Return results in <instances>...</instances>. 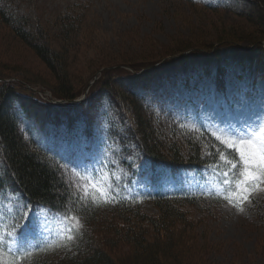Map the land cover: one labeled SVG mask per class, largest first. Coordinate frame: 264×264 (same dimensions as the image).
I'll return each instance as SVG.
<instances>
[{"label":"rangeland","instance_id":"obj_1","mask_svg":"<svg viewBox=\"0 0 264 264\" xmlns=\"http://www.w3.org/2000/svg\"><path fill=\"white\" fill-rule=\"evenodd\" d=\"M205 4L217 7L209 9ZM0 7L20 16L21 21L14 20L13 24L24 21L23 28L30 32L35 42L47 45L65 59L62 69L52 71L10 26L0 22V84L9 81L19 88L12 97L14 99H7L11 100L13 112L20 117V127L17 125L20 136L73 158L74 165L66 169L63 167L66 164L59 165L51 159L71 193L77 189L65 181L76 185L85 183L87 173L79 166L92 162L93 167L99 168L96 162L102 161L104 168L96 176L102 179L103 186L118 184L119 195L115 198L130 197L133 199L129 203L131 209L139 205L140 210H134L136 213L156 219L160 210L154 198L146 196V191L151 174L155 176L154 171H158L157 181L163 192L175 193L185 188L202 195L193 203L181 199L173 205L178 214L184 215V224L187 223V228L195 235L197 246L192 255L196 257V264H264V188L253 192L242 212L226 200L214 201L200 191L201 185L220 184L218 175L205 169L211 164L202 165L204 167L199 171L182 169L176 173L165 166H153L137 147L140 140L125 132L129 126L126 112L124 109L119 111L118 102L109 101L107 92L88 100L83 107L77 106L78 102L74 100L73 107L67 105L70 109H55L44 104L45 100H50L48 95L53 94L40 83H47L58 91L64 85L71 94L82 89L84 92L96 73L101 72L95 71L99 67L161 57L154 64L157 69L145 74L141 72L128 77L125 73L127 78L121 80L122 73L114 72L116 81L111 84L112 89L120 92L115 83L123 82L125 90H133L144 99L148 109L156 114L150 124L156 131L153 138L158 142L168 145L173 139L180 140L184 134L199 138L203 131L215 140L213 131L223 138L214 124L210 128L201 125L216 121L238 124L242 116L248 115L249 104L253 110H258L264 99V52L249 46L248 38L258 36L255 31L258 27L264 30V0L258 4L255 0H0ZM242 12L250 16L249 20L241 15ZM66 25L77 29L69 42L62 37ZM222 37L240 40V47L220 45ZM200 43L212 44L214 50L169 54L184 45ZM99 77L100 74L96 79ZM30 85L45 90L36 91L37 99H30L28 91L20 89ZM242 97H247L248 103L240 104ZM128 99L124 100L126 108L135 123L136 113ZM2 102L6 104L3 96ZM102 145L110 148L100 147ZM207 146L203 145V154L208 153ZM214 148L218 147L215 145ZM6 170L0 152L2 195L8 197L14 193L16 196V199L3 201L12 215H7L5 224H0V232L10 230L5 225L16 222L13 218L16 210L12 206L21 203L32 208V215L19 231L21 239L33 241L35 236L45 239L60 229L62 226L52 218L55 212L31 205L13 189ZM109 206L114 207L97 206L101 210V220L114 224L113 229H106L109 237L119 236L124 231H139L135 212L113 214L106 211ZM41 209L49 210L46 216ZM81 218L82 230L70 249L55 247L56 237L52 236L35 252L25 256L20 264H65L75 255L79 256L85 244H98L100 237L106 235L99 220L91 225ZM141 225L149 236L154 235L155 228L146 220ZM177 225L183 226L181 222ZM129 247L121 243L108 250L113 257L123 258ZM36 257L42 260L37 263Z\"/></svg>","mask_w":264,"mask_h":264},{"label":"trees","instance_id":"obj_2","mask_svg":"<svg viewBox=\"0 0 264 264\" xmlns=\"http://www.w3.org/2000/svg\"><path fill=\"white\" fill-rule=\"evenodd\" d=\"M260 1L261 0H255V3L258 4ZM192 3L194 2L192 1ZM204 6L209 9H214L217 7L212 4H205ZM241 15L247 20L250 18V16L244 12H242ZM14 20L18 22L19 20L21 21L20 16L10 12L8 13L4 7H0V22L10 26L15 35L21 41L27 43L52 71H57L58 69H62V67L65 66V59L62 57V55L50 50V48L43 43L39 44L35 42L34 38L30 36V32L23 28L24 21H22L21 24H13ZM75 28L71 25L64 26L62 30V37L65 41L69 42L70 38L77 34V29ZM255 31L258 36H249V44L253 45L255 48H259L262 52H264V48L261 44L262 40H264V30L258 27ZM220 40V45L224 44L238 46L241 43L240 40L224 39L223 37L220 38ZM185 46L186 45H184L182 49L169 54H180L184 51H189L190 53L194 54L200 53L202 51L208 52L214 48L212 44L209 46L206 44L205 46L203 43H200V45L196 46ZM62 54L65 56L64 52H62ZM160 58L112 63L95 69V71H101L102 73L99 72L101 78L99 77L96 79L89 90L90 98L93 99L97 95L107 92L106 96H109L108 98L110 102L114 104L118 102L116 104L120 106L117 108L119 111L124 109L129 120V126L125 129V132H129L130 135L135 137L136 140H140L137 147L142 150L143 154L149 156L154 162H164L167 165H171L173 168H180L181 166L199 167L208 163L215 164L219 161L218 153L220 151H224V146H222L217 140L213 139L209 133L203 131L199 135V138L184 134L181 135L180 140L173 139L168 145H165L160 141L158 142L155 138H153V133L156 131L150 124L152 118L156 114L154 111H150L148 109V107L145 105L144 99L141 96L135 94L133 90H125L126 84L123 82L115 83L116 86L120 88V92L116 89H112L113 85L111 86V84L116 81H114V78L116 77L115 74H113L114 72L120 71L122 73L121 75L123 76L121 77V80L122 78H127L125 73H127L126 75H129L128 77H134L138 75V71L144 70L143 74H145L151 69L156 68L154 67V64ZM129 67L131 69H129ZM24 81L28 83V80L25 79ZM40 83H42V85L46 86L47 88H50L54 96L66 100L74 99L83 92L82 89L80 92L77 90L71 94L64 85V87L61 86V90L58 91L47 83ZM1 84L0 101L3 96V98L6 99V104L4 105L3 102L0 103V152L3 162L7 167L6 176L8 177L11 186L13 185L15 189L19 190L32 204H43L57 212L63 213L64 206L69 201L72 193L65 186L64 182L59 176L58 170L55 166L56 164L53 163L51 159L59 165L66 164V160L59 154L56 155L49 149L38 145V143L35 144L31 138H28V140L21 138L18 131V126L20 127V123L18 122L20 121V117L16 111L13 112L11 100L8 101L7 99L12 98L14 93L17 92V89L19 88H17L15 84L11 82L9 83V81H2ZM20 89L24 90V88ZM26 90L29 93L28 95L31 96L29 97L30 99H37L36 94L31 89L27 88ZM123 91L127 94H124ZM128 97L130 98L128 99ZM112 99H114V101H112ZM127 99L130 100V103H132V109L136 113L135 123L133 117H131L127 111L124 101ZM135 124H137V126H135ZM174 133H176V131ZM203 138L206 139L202 140ZM34 144L37 146V150L34 149ZM204 144L208 145L205 147V149L208 151V153H212L211 156H206V154H203ZM215 145L218 147L217 149H219V151L214 148ZM197 197L201 196L191 194H184L181 197L155 195L153 197L154 203L160 210V215L156 217V219L147 218L143 215H139V213H136L134 210H140L139 205L135 207L136 209H131L133 207H129V203L132 202L130 200L118 199L112 203L100 204L114 205V207L109 206L110 208H105L107 209L106 211L113 212V214L117 213L118 211L135 212L134 215L136 217V227L139 228V231H124L116 237L108 236L106 229H113L114 224L101 220V210H99V208L92 202L91 199H88L86 206H80L78 203L69 205L70 207L76 209V214H79L80 217H83L86 224L89 223L92 225L93 222H98L99 220V224H101V227L104 228L103 233L107 236L102 235L100 237L101 241L97 242L98 244L90 242L85 244V246H83L82 253L80 251V246H78L77 250L80 251L81 254L79 256L75 255L74 259H70L64 263L196 264L194 261L196 257L192 255L197 246L195 243V235H193L189 231V228H187L189 225L187 223L184 224V215L178 214V212L173 209V205L175 202L181 199H184L186 202L193 203L198 200ZM215 197L216 195H213L210 198L214 201L220 200V198ZM73 212L72 214L74 215ZM145 220L149 225L151 224V226L155 228L154 235L149 236L146 229L142 227L141 223H145ZM180 222L183 226L177 225ZM121 243H125V245L128 247L130 246L129 251H127V255L123 258H115L111 253H109V250L116 248ZM37 257L34 258V260H37L36 262L39 263L42 258L37 259Z\"/></svg>","mask_w":264,"mask_h":264},{"label":"snow or ice","instance_id":"obj_3","mask_svg":"<svg viewBox=\"0 0 264 264\" xmlns=\"http://www.w3.org/2000/svg\"><path fill=\"white\" fill-rule=\"evenodd\" d=\"M245 103H248V99L242 97L240 104ZM213 124L215 129L223 134L222 138L221 135H216V131H213V135L224 146V151L220 152L218 162L214 165H206L205 169L211 170L214 175H218L220 184L201 185L200 191L204 195L216 193L215 198L226 200L242 212L244 211L245 202L250 200L253 192L256 189L264 188V99L261 100L258 110H253L249 104L248 115L242 116L238 124L233 122L222 124L216 121L202 124L201 127L210 128ZM211 155L212 153H206V156ZM96 163L100 165L99 168L93 167L92 162L79 166L87 173L84 177V184L76 185L65 181L66 184L76 188L77 191L71 194L69 201L64 206L63 213L52 214V218L59 222L62 227L55 233L47 235V238L44 239L45 243L52 236H55V247L70 249L83 225L81 223L82 218L72 214L76 209L69 205L78 203L80 206H86L89 197L97 206L115 202V197L119 195V185L110 183L105 188L102 179L96 176L97 172L102 171L104 164L102 161ZM63 167L66 169L68 165ZM2 193L3 189L0 188V224H5V217L12 215V213L9 212L3 201L5 199H16V196L13 193L11 196L4 197ZM12 207L16 210L13 217L16 222L6 224L5 227L10 230L0 232V264H20L26 255L31 254L30 249L40 247L38 243H32L27 238L21 239L19 236L20 229L23 228L27 219L32 215L31 206L21 203L14 204ZM40 211L46 216L49 210L41 209ZM8 241H11V243H7ZM15 253H24L25 255L14 256Z\"/></svg>","mask_w":264,"mask_h":264}]
</instances>
